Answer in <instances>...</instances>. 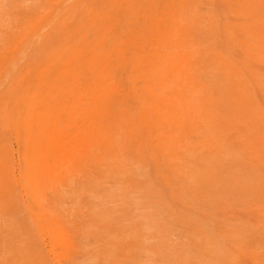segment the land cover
<instances>
[{"label":"rangeland","instance_id":"obj_1","mask_svg":"<svg viewBox=\"0 0 264 264\" xmlns=\"http://www.w3.org/2000/svg\"><path fill=\"white\" fill-rule=\"evenodd\" d=\"M0 65V264H264V0H0Z\"/></svg>","mask_w":264,"mask_h":264},{"label":"bare ground","instance_id":"obj_2","mask_svg":"<svg viewBox=\"0 0 264 264\" xmlns=\"http://www.w3.org/2000/svg\"><path fill=\"white\" fill-rule=\"evenodd\" d=\"M78 35H79V34H78ZM6 64H7V63H6ZM1 65H2V64H1ZM1 65H0V66H1ZM29 74H30V73H29ZM29 74H28L27 76H29ZM23 76H24V75H23ZM21 78L24 79V78H26V77H21ZM26 79H27V78H26ZM29 80H30V79H29ZM22 81H25V79L22 80ZM30 90H31V89H30ZM30 90H29V91H30ZM30 104H31V103H30ZM28 105H29V102H28ZM28 105H27V106H28ZM28 107H30V105H29ZM28 107H27V108H28ZM32 110H33V109H32ZM32 110H30V112H31ZM26 112H29V110L26 109ZM30 112H29V113H30ZM29 113H27V114H29ZM32 114L35 115L34 113H32ZM4 117H5V116H4ZM25 117H26V116H25ZM28 117H29V116H28ZM29 118H30V117H29ZM32 118H33V117H32ZM24 119H25V118H24ZM30 121H31V119H30ZM33 121H34V120H32V122H33ZM24 122H25V121H24ZM32 122H31V123H32ZM28 123H30V122H28ZM33 125H35V124L33 123ZM35 127H36V126H35ZM33 130H35V129H33ZM26 131H27V130H26ZM41 131H42V130H41ZM27 132L29 133V129H28ZM27 132H26V133H27ZM26 135H27V134H26ZM38 139H39V138H38ZM30 140H31V139H30ZM26 141H27V140H26ZM26 141H25V143H26ZM35 142H36V141H35ZM30 144H31V143H30ZM35 144H37V143H35ZM28 145H29V143H28ZM33 146H34V145H33ZM34 147H35V146H34ZM38 147H39V144H38ZM38 147L36 146L37 149H38ZM31 148H32V147H31ZM31 148H30V149H31ZM37 149H35V150L39 152V150H37ZM33 152L35 153V151H33ZM38 152H36V153H38ZM34 153H32V155H33ZM27 154H28V153H27ZM27 154H26V155H27ZM34 155H35V154H34ZM34 155H33V156H34ZM36 157H37V156H36ZM27 158H28V160H29L30 157L27 156ZM39 158H40V157H39ZM42 158H43V157H42ZM44 158H45V157H44ZM44 158H43V159H44ZM25 159H26V158H25ZM31 159H33V158H31ZM34 159H35V156H34ZM43 159H41V160H43ZM36 160L39 161L38 159H36ZM44 160H45V159H44ZM30 161L33 162V160H30ZM32 162H31V163H32ZM24 163H25V162H24ZM27 163H28V161H27ZM27 166H28V165H27ZM24 167H25V165H24ZM27 168H28V167H27ZM28 169H29V168H28ZM33 172H34V171H33ZM27 173H28V170H27ZM27 173H26V174H27ZM27 175H28V174H27ZM39 175H40V173H39ZM27 179L29 180V177H28ZM29 184H30V183H29ZM30 185H32V184H30ZM33 185H34V184H33ZM33 185H32V187H33ZM29 187H30V186H29ZM30 188H31V187H30ZM30 190H31V189H30ZM32 190H33V189H32ZM30 192H31V191H30Z\"/></svg>","mask_w":264,"mask_h":264}]
</instances>
